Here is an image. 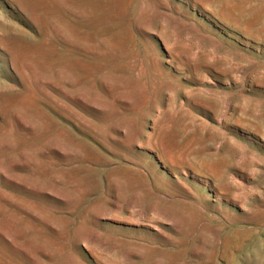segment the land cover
<instances>
[{"label":"rangeland","instance_id":"rangeland-1","mask_svg":"<svg viewBox=\"0 0 264 264\" xmlns=\"http://www.w3.org/2000/svg\"><path fill=\"white\" fill-rule=\"evenodd\" d=\"M11 126L0 200L31 225L11 216L0 260L264 264V0H0ZM9 142L40 184L6 181Z\"/></svg>","mask_w":264,"mask_h":264},{"label":"bare ground","instance_id":"bare-ground-1","mask_svg":"<svg viewBox=\"0 0 264 264\" xmlns=\"http://www.w3.org/2000/svg\"><path fill=\"white\" fill-rule=\"evenodd\" d=\"M75 84V83H74ZM39 91L41 94H43L45 97L47 95H51V92H63L65 93V86L63 83H61V86L54 85L50 82L44 83L42 86H40ZM71 100H75L72 99ZM30 102V101H29ZM31 103V102H30ZM72 130V129H71ZM15 128L13 126L8 128H2L0 130L1 136H11L14 135ZM21 137L26 136L25 134H20ZM72 144V142H70ZM5 148L9 150L6 151V155L8 157L16 156V160H12L10 164V168L8 170V173L5 175L6 181L11 182L15 186L19 187L20 189L26 191L28 184H40L43 177H44V166L46 163V158L34 156L26 157L21 153L22 150H25V148L21 149L17 144L8 143L5 144ZM33 151L38 154H43L42 147L40 145H36L33 148ZM2 197H0L1 199ZM0 219L5 222L4 224V230H0V237L2 240L6 243L9 240V234L7 232L10 231V218L14 215H19L21 219H25L29 225H31L30 220L27 218L28 210L25 207V199L23 196H19V203H14L12 201L7 200V198L0 200ZM39 219V218H37ZM40 221H37V224H39ZM35 224L36 231H40V226ZM37 225V226H36ZM40 259L38 258V261ZM0 264H11V261L8 258L2 257L0 260Z\"/></svg>","mask_w":264,"mask_h":264}]
</instances>
